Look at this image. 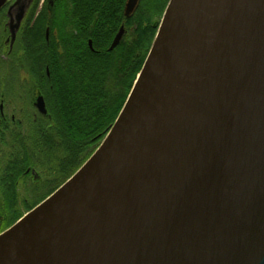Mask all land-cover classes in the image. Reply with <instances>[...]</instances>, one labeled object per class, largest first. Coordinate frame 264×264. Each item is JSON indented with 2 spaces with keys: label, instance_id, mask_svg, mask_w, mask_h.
Wrapping results in <instances>:
<instances>
[{
  "label": "water",
  "instance_id": "water-1",
  "mask_svg": "<svg viewBox=\"0 0 264 264\" xmlns=\"http://www.w3.org/2000/svg\"><path fill=\"white\" fill-rule=\"evenodd\" d=\"M0 264H264V0H168L115 120L0 232Z\"/></svg>",
  "mask_w": 264,
  "mask_h": 264
},
{
  "label": "flooded vegetation",
  "instance_id": "flooded-vegetation-1",
  "mask_svg": "<svg viewBox=\"0 0 264 264\" xmlns=\"http://www.w3.org/2000/svg\"><path fill=\"white\" fill-rule=\"evenodd\" d=\"M54 2L6 0L0 8V232L19 218L18 192L34 196L49 191L43 200L66 180L64 149L46 136L55 122L38 90V79L26 67L29 60L23 48L32 41L34 28H44L46 41L49 28H61L64 34L72 31L76 45L85 38L90 49L112 52L114 62L124 63L123 73L127 74L137 66L140 69L168 0H136L133 6L129 0H59L60 20L57 26H50ZM42 17L44 27L38 21ZM11 28H15L13 34ZM119 31L118 42L109 50ZM39 94L46 113L35 106ZM22 198L28 206V199Z\"/></svg>",
  "mask_w": 264,
  "mask_h": 264
},
{
  "label": "trees",
  "instance_id": "trees-1",
  "mask_svg": "<svg viewBox=\"0 0 264 264\" xmlns=\"http://www.w3.org/2000/svg\"><path fill=\"white\" fill-rule=\"evenodd\" d=\"M59 0H55L49 25L57 26ZM44 27L45 17L38 19ZM37 29V30H36ZM35 32L25 45L26 67L40 83L50 119L55 126L46 136L59 142L65 152L66 178L90 155L115 120L139 70L127 74L124 63L117 64L112 52L90 49L85 38L76 45L72 31L49 28L48 40L44 28ZM88 37V35H87ZM35 134L33 137H36Z\"/></svg>",
  "mask_w": 264,
  "mask_h": 264
},
{
  "label": "rangeland",
  "instance_id": "rangeland-1",
  "mask_svg": "<svg viewBox=\"0 0 264 264\" xmlns=\"http://www.w3.org/2000/svg\"><path fill=\"white\" fill-rule=\"evenodd\" d=\"M95 149V148H94ZM92 153V152H91ZM90 153V154H91ZM87 158V157H86ZM83 163V162H82ZM81 163V164H82ZM80 164V165H81ZM75 170H72V172H70V173H73ZM65 174H66V172H65ZM67 176L65 175V178H66ZM24 189V188H23ZM53 188H51L50 190H52ZM42 191V190H41ZM40 191V193H37V194H34V196L32 195V196H29V194L27 193V194H23L22 192H18V196L20 197H18L19 199H18V204H17V217H20L25 211H27V209H29L30 207H32L34 204H36L37 202H39V200H41L48 192H46V190L45 191H42L41 192ZM23 192H24V190H23ZM23 194V195H22ZM22 197H24V198H27L28 199V201H29V203H27V205L28 206H24V204L21 202V200L23 199Z\"/></svg>",
  "mask_w": 264,
  "mask_h": 264
}]
</instances>
